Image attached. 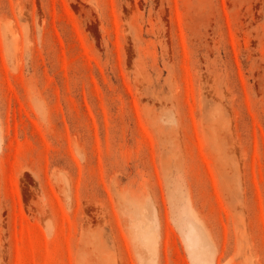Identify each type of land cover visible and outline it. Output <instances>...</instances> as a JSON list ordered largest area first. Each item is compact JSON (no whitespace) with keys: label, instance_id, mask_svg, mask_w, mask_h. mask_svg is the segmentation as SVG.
<instances>
[{"label":"rangeland","instance_id":"rangeland-1","mask_svg":"<svg viewBox=\"0 0 264 264\" xmlns=\"http://www.w3.org/2000/svg\"><path fill=\"white\" fill-rule=\"evenodd\" d=\"M0 264H264V0H0Z\"/></svg>","mask_w":264,"mask_h":264}]
</instances>
